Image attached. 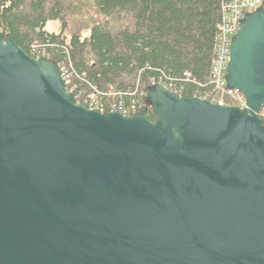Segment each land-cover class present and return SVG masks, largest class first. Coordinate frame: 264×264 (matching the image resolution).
Returning a JSON list of instances; mask_svg holds the SVG:
<instances>
[{
  "label": "water",
  "instance_id": "95a60500",
  "mask_svg": "<svg viewBox=\"0 0 264 264\" xmlns=\"http://www.w3.org/2000/svg\"><path fill=\"white\" fill-rule=\"evenodd\" d=\"M244 16L245 107L158 83L131 115L0 31V264H264V6Z\"/></svg>",
  "mask_w": 264,
  "mask_h": 264
},
{
  "label": "trees",
  "instance_id": "16d2710c",
  "mask_svg": "<svg viewBox=\"0 0 264 264\" xmlns=\"http://www.w3.org/2000/svg\"><path fill=\"white\" fill-rule=\"evenodd\" d=\"M220 0H0V31L71 67L80 88L103 100L145 99L153 81L185 97L217 94L212 64ZM94 9L97 18L81 26ZM56 23L59 31L47 26ZM90 85V87H89ZM89 87V88H88ZM230 104L237 105L231 98ZM150 109L152 118L155 115ZM264 119V112L260 113ZM264 121V120H263Z\"/></svg>",
  "mask_w": 264,
  "mask_h": 264
},
{
  "label": "built area",
  "instance_id": "2783aa9c",
  "mask_svg": "<svg viewBox=\"0 0 264 264\" xmlns=\"http://www.w3.org/2000/svg\"><path fill=\"white\" fill-rule=\"evenodd\" d=\"M220 11H221V21L219 24V29L217 32V42L215 54L213 55L212 64V83L215 88L219 90L217 95L211 96V99L207 96H198L204 99H208L214 103L220 105H233L230 104L228 98H232L234 102L238 103L239 106L245 107L246 99L243 93L237 88H229L226 81L227 67L230 61L231 54V42L237 31L240 28L242 19L249 12L256 10L257 8L264 6V0H220ZM31 51V56L35 58L47 57V52L42 49L39 45H33ZM60 65V64H59ZM62 69V76L66 82V89L68 92L75 94L77 103H83L87 108L99 109L101 112L109 111H120L125 115H131L133 112L143 110V102H139L136 99L130 102L119 101L113 102L109 100H103L102 94L100 92H89V89L80 88L81 86L76 84L74 78V72L71 67L65 65H60ZM72 78V80H71ZM154 84L161 83L166 87L173 90V85L164 84L162 82L153 81ZM90 87V85H89ZM88 87V88H89ZM177 92L176 90H173ZM261 113V112H260Z\"/></svg>",
  "mask_w": 264,
  "mask_h": 264
},
{
  "label": "rangeland",
  "instance_id": "374dc122",
  "mask_svg": "<svg viewBox=\"0 0 264 264\" xmlns=\"http://www.w3.org/2000/svg\"><path fill=\"white\" fill-rule=\"evenodd\" d=\"M91 18H97V16H96V12H94V9L90 12V14L88 15V16H86V17H83V18H76V21H75V23H79V24H81V26H86V25H88L90 22H89V20L91 19ZM47 28L50 30H55V31H59V28L57 27V24L56 23H50L48 26H47ZM71 80H72V78H71ZM219 93V90H217V94ZM216 94V95H217ZM232 99V98H231ZM233 100V99H232ZM234 101V100H233ZM261 112H264V108L262 109V111Z\"/></svg>",
  "mask_w": 264,
  "mask_h": 264
}]
</instances>
